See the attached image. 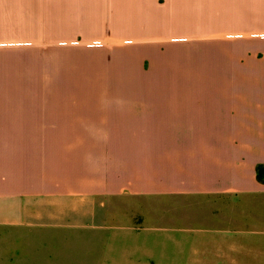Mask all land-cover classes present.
<instances>
[{
  "label": "crops",
  "instance_id": "crops-1",
  "mask_svg": "<svg viewBox=\"0 0 264 264\" xmlns=\"http://www.w3.org/2000/svg\"><path fill=\"white\" fill-rule=\"evenodd\" d=\"M160 55L264 61V0H0V264H81L123 195L213 198L193 255L264 264V89Z\"/></svg>",
  "mask_w": 264,
  "mask_h": 264
},
{
  "label": "rangeland",
  "instance_id": "rangeland-1",
  "mask_svg": "<svg viewBox=\"0 0 264 264\" xmlns=\"http://www.w3.org/2000/svg\"><path fill=\"white\" fill-rule=\"evenodd\" d=\"M224 39L236 40L237 37ZM196 47L218 56L222 53L221 49L237 51L235 47L223 48L215 43H198ZM159 57L158 64L171 75V83L205 88L264 89V65H260L264 61L171 55ZM196 132H200L199 129ZM218 205L217 200L201 196L186 199L163 195L111 196L107 201L105 231L85 234L92 243L90 247L80 249L83 252L79 256L80 263L195 264L198 258L200 263L207 264V255L192 253L194 235L190 229L210 226ZM252 211L257 212V208ZM180 227L190 231L178 230ZM92 244H98L99 248L92 247ZM177 248L181 252H177Z\"/></svg>",
  "mask_w": 264,
  "mask_h": 264
},
{
  "label": "trees",
  "instance_id": "trees-1",
  "mask_svg": "<svg viewBox=\"0 0 264 264\" xmlns=\"http://www.w3.org/2000/svg\"><path fill=\"white\" fill-rule=\"evenodd\" d=\"M259 177L263 180V173H264V167L259 166L258 167Z\"/></svg>",
  "mask_w": 264,
  "mask_h": 264
}]
</instances>
